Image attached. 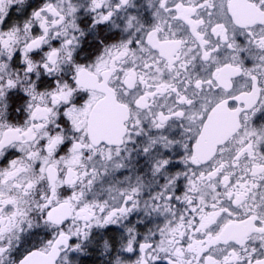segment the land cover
<instances>
[{
    "label": "snow or ice",
    "instance_id": "1",
    "mask_svg": "<svg viewBox=\"0 0 264 264\" xmlns=\"http://www.w3.org/2000/svg\"><path fill=\"white\" fill-rule=\"evenodd\" d=\"M135 7L0 0V264H264V0Z\"/></svg>",
    "mask_w": 264,
    "mask_h": 264
},
{
    "label": "clouds",
    "instance_id": "2",
    "mask_svg": "<svg viewBox=\"0 0 264 264\" xmlns=\"http://www.w3.org/2000/svg\"><path fill=\"white\" fill-rule=\"evenodd\" d=\"M133 2L136 4V7L132 10L133 14L139 13L141 16L145 14L146 11V4L147 0H143L142 3H137V0H133ZM27 4V0H25V5ZM80 20L83 21V23L80 24L81 30L83 35L80 37V57L85 58L88 56V52L85 51V47L87 44L92 43L93 41H99L102 40L105 36H111L112 32L118 31V29H113L111 32H100L99 30H95L93 32H89L86 25L88 24V20L85 18L84 14H80ZM80 23V21H78ZM27 234H25V239H27Z\"/></svg>",
    "mask_w": 264,
    "mask_h": 264
},
{
    "label": "flooded vegetation",
    "instance_id": "3",
    "mask_svg": "<svg viewBox=\"0 0 264 264\" xmlns=\"http://www.w3.org/2000/svg\"><path fill=\"white\" fill-rule=\"evenodd\" d=\"M142 2H143V0H137V3H142ZM94 43H95V41H93L90 44H87L84 50L87 51L88 53L91 52V45L94 44ZM27 243L30 244L31 243V239H29L27 241ZM92 259L96 260V264H100V260L98 259V257H93ZM89 264H91V260L89 261Z\"/></svg>",
    "mask_w": 264,
    "mask_h": 264
}]
</instances>
